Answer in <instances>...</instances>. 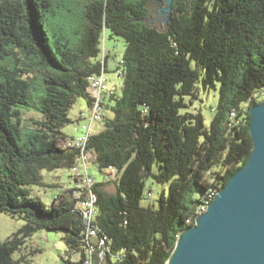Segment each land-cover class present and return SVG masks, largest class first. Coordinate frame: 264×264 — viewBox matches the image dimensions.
Listing matches in <instances>:
<instances>
[{
    "label": "trees",
    "instance_id": "16d2710c",
    "mask_svg": "<svg viewBox=\"0 0 264 264\" xmlns=\"http://www.w3.org/2000/svg\"><path fill=\"white\" fill-rule=\"evenodd\" d=\"M85 1L86 23L72 49L50 44L54 0H0V213L26 222L0 242V264H27L14 252L40 230L62 234L68 252L80 255L63 264L89 257L71 183L51 207L30 187L49 185L44 171H68L71 181L80 151L62 128L73 122L77 99L90 107L89 78L107 72V31L124 39L126 53L117 68L123 82L105 100L103 128L87 147L102 174L116 169L115 181L94 185V224L111 250L104 264H168L180 234L251 157V109L264 101V0H173L162 28L150 21L154 0ZM217 84L210 127L201 113H181L185 98H199V85ZM24 112L36 114L30 127ZM148 179L168 185L158 207L142 204ZM94 263L102 264L97 255Z\"/></svg>",
    "mask_w": 264,
    "mask_h": 264
},
{
    "label": "rangeland",
    "instance_id": "374dc122",
    "mask_svg": "<svg viewBox=\"0 0 264 264\" xmlns=\"http://www.w3.org/2000/svg\"><path fill=\"white\" fill-rule=\"evenodd\" d=\"M86 7L85 0H54V7L50 13L49 20L47 22V28L50 33V44L55 48L59 44H67L70 48L75 49L82 37V29L86 23L84 9ZM152 19L151 24L156 27L162 28L166 25L168 18V12L164 10L168 9L167 0L152 1L151 3ZM102 51L108 56L109 71L106 72V77H114L116 85L120 88L122 79L118 76L117 68L121 69L124 53H126V44L122 37L111 38L110 32L105 33L102 43ZM102 52V53H103ZM101 53V57H102ZM200 95L197 100L185 98V101L189 104L188 109L183 110L185 112L201 113L205 120V125L210 127L211 121L216 113V107L219 99V84H217L216 90H204L201 85ZM87 103L84 99H77L75 105L69 112V118L72 123L64 126L62 132L68 137L66 141H70L75 136H81L85 132V128L88 122L86 120H80L81 124L76 120L80 117V114H87ZM109 117L112 114L108 113ZM31 117H36L34 112H24L25 126H31ZM100 127V128H98ZM94 133H97L103 128V123L94 124ZM28 132V130L26 131ZM27 135V134H26ZM26 138V136H25ZM155 167L154 172H157ZM89 173L98 181H101L103 174L97 169V166L93 162L88 167ZM44 182L49 185L46 186L30 187V196L36 200L45 203L48 207H51L54 198L61 192H64L68 185L69 172L58 170L53 173L44 171ZM146 197L142 200L143 205H153L158 207V199L164 194L168 196V185L155 182L153 179H148L146 183ZM108 191L110 193L115 192L114 185H109ZM149 193L151 196L149 197ZM26 222L19 218V216L12 217L4 213H0V242H5L9 237L18 232ZM62 234L55 232H48L47 230H40L29 237L20 251L14 252L15 259H24L27 264H63V258H70L75 261L80 260V255L75 252H68V248L62 241Z\"/></svg>",
    "mask_w": 264,
    "mask_h": 264
},
{
    "label": "water",
    "instance_id": "95a60500",
    "mask_svg": "<svg viewBox=\"0 0 264 264\" xmlns=\"http://www.w3.org/2000/svg\"><path fill=\"white\" fill-rule=\"evenodd\" d=\"M250 117L251 157L181 234L168 264H264V101Z\"/></svg>",
    "mask_w": 264,
    "mask_h": 264
},
{
    "label": "built area",
    "instance_id": "2783aa9c",
    "mask_svg": "<svg viewBox=\"0 0 264 264\" xmlns=\"http://www.w3.org/2000/svg\"><path fill=\"white\" fill-rule=\"evenodd\" d=\"M88 82V91L90 93L92 101L90 107L87 110V114L84 115V113H82L79 117V120H86L88 124L86 126H83L85 128V132L81 136L78 135L71 138V148H76L80 151L78 164L79 179L77 182L70 183L76 188L77 191L76 199L78 208L81 209V212L88 220L87 239L85 244L87 247H89L90 254L89 262H85L84 264H95V255H97V257L100 259V262L104 264L106 254H109L111 250L106 244L108 237H106L105 235L100 236L99 229L94 224L98 211V195L94 189L96 180L88 171V167L94 161V157L87 149V147L89 138H91V136L94 134V124L102 123L107 114L106 108L104 106L105 100L108 97L110 98L111 96L115 95L118 91V88L116 85H110L108 83V79L104 73H101L99 75H92L89 78ZM103 175L106 181H115L117 177L116 169L114 167L105 169ZM80 185L88 186V196L78 197ZM208 207L209 202L202 208V210L199 211L197 217L207 212Z\"/></svg>",
    "mask_w": 264,
    "mask_h": 264
},
{
    "label": "bare ground",
    "instance_id": "6f19581e",
    "mask_svg": "<svg viewBox=\"0 0 264 264\" xmlns=\"http://www.w3.org/2000/svg\"><path fill=\"white\" fill-rule=\"evenodd\" d=\"M71 143V141H70ZM71 181L70 182H77L78 179H79V169H78V165L76 167H73L72 170H71ZM71 188L74 189V197L76 198L77 196V191H76V188L71 185ZM218 194V193H217ZM216 194V195H217ZM85 196H88V186L87 185H80L79 187V196L78 197H85ZM215 199V198H214ZM213 201V200H212ZM210 205V204H209ZM80 213H81V217H82V220L84 222V227H85V233H86V239H87V225H88V220L87 218L85 217V215L81 212V209H80ZM198 219V218H197ZM197 223V221H196ZM196 226V225H195ZM181 236V234H180ZM180 236H179V239H180ZM178 239V240H179ZM86 262H89V257L87 258Z\"/></svg>",
    "mask_w": 264,
    "mask_h": 264
},
{
    "label": "crops",
    "instance_id": "0c3cea01",
    "mask_svg": "<svg viewBox=\"0 0 264 264\" xmlns=\"http://www.w3.org/2000/svg\"><path fill=\"white\" fill-rule=\"evenodd\" d=\"M108 67H109V62H108ZM108 67H107V71H109V69H108ZM116 71H117V69H116ZM118 76H119V74H118ZM120 77V76H119ZM108 79V83L110 84V85H116V83L114 82V81H116L115 79H114V77H109V78H107ZM117 86V85H116ZM87 107H89L88 106V104H87ZM98 128H100V127H98ZM101 131V129L98 131V132H100ZM97 132V133H98ZM68 179H69V177H68ZM96 180V179H95ZM101 181H104V176H103V178H102V180ZM101 181H98V180H96V182H101ZM69 183H70V179L68 180V185H69ZM69 187H70V185H69ZM68 187V188H69Z\"/></svg>",
    "mask_w": 264,
    "mask_h": 264
}]
</instances>
